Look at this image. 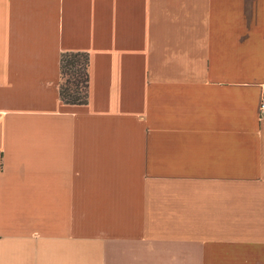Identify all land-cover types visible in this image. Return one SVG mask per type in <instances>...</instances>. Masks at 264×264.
<instances>
[{
    "label": "crops",
    "instance_id": "crops-1",
    "mask_svg": "<svg viewBox=\"0 0 264 264\" xmlns=\"http://www.w3.org/2000/svg\"><path fill=\"white\" fill-rule=\"evenodd\" d=\"M263 98L264 0H0V264H264Z\"/></svg>",
    "mask_w": 264,
    "mask_h": 264
},
{
    "label": "trees",
    "instance_id": "trees-1",
    "mask_svg": "<svg viewBox=\"0 0 264 264\" xmlns=\"http://www.w3.org/2000/svg\"><path fill=\"white\" fill-rule=\"evenodd\" d=\"M89 54L66 51L59 59L60 82L58 92L67 105H86L89 89Z\"/></svg>",
    "mask_w": 264,
    "mask_h": 264
},
{
    "label": "built area",
    "instance_id": "built-area-1",
    "mask_svg": "<svg viewBox=\"0 0 264 264\" xmlns=\"http://www.w3.org/2000/svg\"><path fill=\"white\" fill-rule=\"evenodd\" d=\"M259 115L264 118V98L260 101L259 104Z\"/></svg>",
    "mask_w": 264,
    "mask_h": 264
},
{
    "label": "rangeland",
    "instance_id": "rangeland-1",
    "mask_svg": "<svg viewBox=\"0 0 264 264\" xmlns=\"http://www.w3.org/2000/svg\"><path fill=\"white\" fill-rule=\"evenodd\" d=\"M226 255L224 254V259H223V264H229V254L225 257Z\"/></svg>",
    "mask_w": 264,
    "mask_h": 264
}]
</instances>
